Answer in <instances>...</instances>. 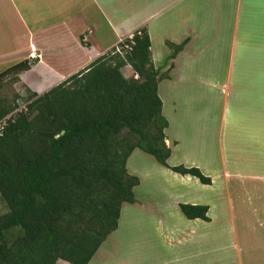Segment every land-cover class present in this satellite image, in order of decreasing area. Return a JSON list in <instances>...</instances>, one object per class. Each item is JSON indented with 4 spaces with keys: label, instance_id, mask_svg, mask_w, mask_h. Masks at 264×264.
<instances>
[{
    "label": "crops",
    "instance_id": "1",
    "mask_svg": "<svg viewBox=\"0 0 264 264\" xmlns=\"http://www.w3.org/2000/svg\"><path fill=\"white\" fill-rule=\"evenodd\" d=\"M139 1L0 0V74L29 61L33 46L40 60L29 61L31 69L19 81L43 94L137 30H148L152 61L159 70L158 95L169 124L165 131L172 151L168 164L196 167L212 181L204 185L196 177L174 173L145 156L132 164L139 149L132 153L127 169L140 179L134 188L136 202L122 205L118 228L112 234L156 228L161 239L166 230L173 234L172 228L178 225L175 218L182 223L204 221L186 218L181 204L207 206L211 219L213 207L204 193L218 191L228 197L232 179L264 181V0H187L180 29L174 16L171 26L156 20L185 0H147V5L142 0L139 12L115 17L116 11L137 6ZM186 40L183 51L171 58L167 43L180 45ZM130 68L122 69L125 78L133 77ZM185 143L187 158L175 162ZM164 179L186 191L168 190ZM157 196L164 201L170 198V205L159 204ZM102 250L103 246L89 264L96 257L105 260Z\"/></svg>",
    "mask_w": 264,
    "mask_h": 264
},
{
    "label": "trees",
    "instance_id": "2",
    "mask_svg": "<svg viewBox=\"0 0 264 264\" xmlns=\"http://www.w3.org/2000/svg\"><path fill=\"white\" fill-rule=\"evenodd\" d=\"M133 35L134 44L121 45L123 56L113 49L43 94L28 90L26 110L0 132V195L9 209L0 215V264H89L117 230L122 205L136 202L140 179L127 169L136 149L174 173L212 184L196 167L169 166V124L150 35L146 28ZM187 43L168 42L171 58ZM126 66L137 80L123 76ZM30 69L31 62L22 61L0 80L14 75L19 81ZM1 89L0 83V121L17 107ZM180 209L189 220L210 221L207 206Z\"/></svg>",
    "mask_w": 264,
    "mask_h": 264
},
{
    "label": "rangeland",
    "instance_id": "3",
    "mask_svg": "<svg viewBox=\"0 0 264 264\" xmlns=\"http://www.w3.org/2000/svg\"><path fill=\"white\" fill-rule=\"evenodd\" d=\"M114 1L116 3L118 1V4L125 2V0ZM145 2L147 5V0ZM141 3L142 0L137 6L127 5L125 10L116 11L115 17L122 19L134 15L140 11ZM187 8V0L178 6H172V10L169 7L159 17L157 16L156 22L171 26L174 16L178 18L177 29H180L181 18L184 12H187ZM182 51L183 49L179 53ZM0 83L2 97L17 106L15 111L20 106L27 108L30 95L26 85L16 81L14 75L4 77ZM177 103L187 104L183 100ZM186 143L179 149L175 162L184 161L185 158L183 159L182 156L186 157L188 152ZM140 156L155 160L153 156L139 150L131 163L140 162ZM152 183L157 187L155 181ZM149 184L152 185L151 182L147 183ZM164 184L168 190L174 192L186 191L185 188L170 183L167 179H164ZM228 185V193H230L228 197L225 195L221 197L218 191L204 193L213 207L209 222L182 223L175 218L178 225L172 228L173 234L166 230L165 237L161 239L156 228L141 230L138 227L130 230V234L117 231L102 245L104 250L101 252L105 260L101 262L96 257L91 264H264V181L240 182L232 179ZM143 192L141 189L139 196L144 194ZM222 193L225 194L224 191ZM155 199L156 197L149 200ZM156 200L159 204L170 205V198L167 196L165 201L161 196H157ZM8 211L0 195V215ZM120 228L124 229L122 225ZM17 232H20V229L11 233L17 234Z\"/></svg>",
    "mask_w": 264,
    "mask_h": 264
},
{
    "label": "built area",
    "instance_id": "4",
    "mask_svg": "<svg viewBox=\"0 0 264 264\" xmlns=\"http://www.w3.org/2000/svg\"><path fill=\"white\" fill-rule=\"evenodd\" d=\"M133 38H134V35L133 34H131L128 38H125V39H123V40H121L118 44H117V46L114 48V54L115 53H118V54H120V55H124V50H123V48H122V46L121 45H123L124 43H125V40H127V39H129V40H131L132 41V43H133ZM134 44V43H133ZM124 49H126V50H130L131 49V47L129 46V45H125V48ZM40 60V54L37 52V50H36V48L35 47H31V53H30V55H29V61H31V62H35V61H39ZM134 78L137 80L138 78H139V76H138V74H134ZM24 109H26V106H20V108L18 109V110H16L15 112H13L12 114H10L8 117H6L5 119H3L2 121H0V132H2L3 130H4V128H5V126L7 125V120L11 117V116H13L15 113H17V112H21V111H23Z\"/></svg>",
    "mask_w": 264,
    "mask_h": 264
}]
</instances>
